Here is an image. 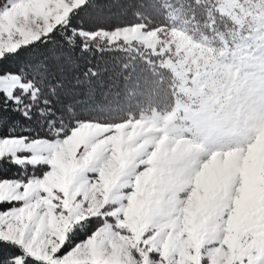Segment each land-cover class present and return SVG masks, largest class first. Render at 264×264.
<instances>
[{
	"label": "snow or ice",
	"instance_id": "6c2138e0",
	"mask_svg": "<svg viewBox=\"0 0 264 264\" xmlns=\"http://www.w3.org/2000/svg\"><path fill=\"white\" fill-rule=\"evenodd\" d=\"M89 4L0 0V264H264V187L243 172L264 112L244 140L78 112L65 66L110 31L77 15Z\"/></svg>",
	"mask_w": 264,
	"mask_h": 264
},
{
	"label": "rangeland",
	"instance_id": "374dc122",
	"mask_svg": "<svg viewBox=\"0 0 264 264\" xmlns=\"http://www.w3.org/2000/svg\"><path fill=\"white\" fill-rule=\"evenodd\" d=\"M219 2L220 10L238 24L225 39L203 35L176 14L168 31L134 24L113 28L119 29L114 33L109 29L103 38L136 41L161 53L163 63L178 80V97L171 110L128 120L134 124L139 121L135 126L145 136L158 135L166 128L178 133L198 121L219 124L231 138L244 140L249 128L260 126L258 117L264 112V0ZM175 138L183 140L178 134ZM246 143H253V139ZM216 147L235 148L237 144L226 140ZM243 172L250 190L258 184L264 187V139L247 149Z\"/></svg>",
	"mask_w": 264,
	"mask_h": 264
},
{
	"label": "trees",
	"instance_id": "16d2710c",
	"mask_svg": "<svg viewBox=\"0 0 264 264\" xmlns=\"http://www.w3.org/2000/svg\"><path fill=\"white\" fill-rule=\"evenodd\" d=\"M174 14L189 20L206 36L225 39L237 28L220 10L218 0H90L77 13L90 27L142 24L146 29L163 31L173 28ZM162 60L160 53L139 42L97 37L90 52L77 57L76 66H65L63 78L78 112L103 109L88 115L117 124L151 110L164 112L173 107L178 80ZM88 68L95 69L97 75L86 78ZM76 79L82 83L75 84ZM14 171L5 169L8 175Z\"/></svg>",
	"mask_w": 264,
	"mask_h": 264
}]
</instances>
